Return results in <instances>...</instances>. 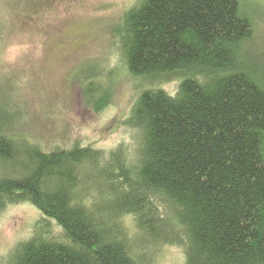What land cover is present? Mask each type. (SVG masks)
I'll use <instances>...</instances> for the list:
<instances>
[{
  "label": "trees",
  "instance_id": "1",
  "mask_svg": "<svg viewBox=\"0 0 264 264\" xmlns=\"http://www.w3.org/2000/svg\"><path fill=\"white\" fill-rule=\"evenodd\" d=\"M73 1L0 0V45L56 36L50 25ZM250 3L126 10L116 31L125 71L152 83L124 121L137 146L46 151L0 129V214L25 202L41 214L8 264H159L172 247L184 264H264V85L240 62L256 31Z\"/></svg>",
  "mask_w": 264,
  "mask_h": 264
},
{
  "label": "rangeland",
  "instance_id": "2",
  "mask_svg": "<svg viewBox=\"0 0 264 264\" xmlns=\"http://www.w3.org/2000/svg\"><path fill=\"white\" fill-rule=\"evenodd\" d=\"M137 1L74 0L61 8L63 20L50 25L56 36L26 43L27 33L0 45V92L9 97L0 94V129L10 130L16 143L40 144L46 151L78 143L108 149L121 143L137 146L134 130L124 121L138 93L152 83L127 76L116 35L126 10ZM248 5L251 18L253 12L258 17L254 39L240 62L256 70L264 85V0ZM177 85L173 81L164 89L174 94ZM94 98L108 105L96 112ZM5 104L12 118L3 116ZM40 216L29 202L0 214V264L9 263L16 244L35 235ZM167 250L159 264H184L180 252Z\"/></svg>",
  "mask_w": 264,
  "mask_h": 264
}]
</instances>
